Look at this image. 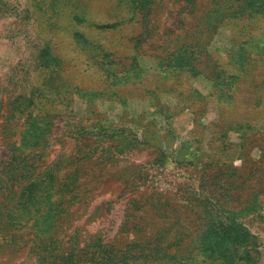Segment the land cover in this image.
Returning <instances> with one entry per match:
<instances>
[{"label":"rangeland","instance_id":"rangeland-1","mask_svg":"<svg viewBox=\"0 0 264 264\" xmlns=\"http://www.w3.org/2000/svg\"><path fill=\"white\" fill-rule=\"evenodd\" d=\"M212 240L264 264V0H0V264Z\"/></svg>","mask_w":264,"mask_h":264},{"label":"trees","instance_id":"trees-1","mask_svg":"<svg viewBox=\"0 0 264 264\" xmlns=\"http://www.w3.org/2000/svg\"><path fill=\"white\" fill-rule=\"evenodd\" d=\"M233 232L234 236L233 241H236L237 236L235 235L238 232H243L242 230H239L236 227H231V230H228V233ZM226 231V234H223L224 236H220V242H224L225 240V236L229 237V234ZM244 233V232H243ZM243 239L245 240L246 236L245 234H241ZM243 240V241H244ZM249 244L248 243H244V251H237L238 253V257L239 259L242 260V262H240V260H238L240 262V264H250L251 262V258L249 257V249H248ZM222 248H225V246H223L222 244H219L217 241L212 240L211 245L209 246L210 252L208 256H212L213 259L217 262V264H224V260L222 259ZM236 264H238V262H235Z\"/></svg>","mask_w":264,"mask_h":264}]
</instances>
